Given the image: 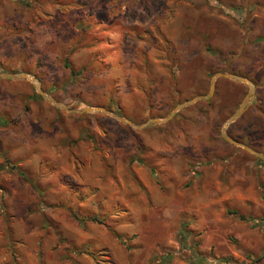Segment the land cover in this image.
Wrapping results in <instances>:
<instances>
[{"label":"rangeland","instance_id":"rangeland-1","mask_svg":"<svg viewBox=\"0 0 264 264\" xmlns=\"http://www.w3.org/2000/svg\"><path fill=\"white\" fill-rule=\"evenodd\" d=\"M0 72L137 125L235 73L227 134L264 153V0H0ZM247 92L138 129L0 78V264H264V159L221 133Z\"/></svg>","mask_w":264,"mask_h":264},{"label":"water","instance_id":"water-1","mask_svg":"<svg viewBox=\"0 0 264 264\" xmlns=\"http://www.w3.org/2000/svg\"><path fill=\"white\" fill-rule=\"evenodd\" d=\"M220 77L228 78V79L233 80L235 82L245 83L248 87V92L245 95L244 99L241 101L238 108L228 117V119L224 122V124L222 126L221 133H222L223 138H225L227 141H229L235 145H238V146L245 148L246 150L250 151L254 155L264 159V153L256 151V150L252 149L251 147H249L248 145H245V144H243V143H241L235 139H232L227 134V127L232 122H234L244 112V110L251 103V100H252L254 93H255V84L253 83V81H251L247 77H244V76H241V75H238L235 73H230V72H216V73H214L211 76L209 88H208L206 93L196 95L190 99H186L182 102L177 103L172 108V110L167 114V116L164 118H150V119L146 120L144 123L137 125V124H134L133 122H131L128 118L122 117V116L118 115L117 113H115L114 111L109 110L103 106H93V107L82 106L80 108H71L70 106L63 104V103L57 101L56 99H54L53 97H51L46 91H44L42 89L39 79H37L36 77H34L32 75H28V74L21 73V72H0V78H3V79L30 80L31 82H33V85H34L37 93L39 95H41L49 103H51L53 106H55L59 109H63L65 111H67L69 113H73V114L101 112V113L110 115L111 117L115 118L116 120H118L120 122L127 123L133 127L138 128V129H142V128H145L147 126L158 124V123H165L168 120H170L178 111H180L184 107L191 105V104H193L197 101H200V100L209 99L214 94L215 88H216V81Z\"/></svg>","mask_w":264,"mask_h":264},{"label":"trees","instance_id":"trees-1","mask_svg":"<svg viewBox=\"0 0 264 264\" xmlns=\"http://www.w3.org/2000/svg\"><path fill=\"white\" fill-rule=\"evenodd\" d=\"M206 50L212 52L209 47H207ZM64 65H65V67L69 68L71 74H74L75 71H74L73 67L71 66V64L69 62H64ZM103 107H105V108H107L109 110L111 109L109 106H106V105L105 106L103 105ZM113 111L115 113H117L118 115L123 116V114L120 112V109H118V107L113 109ZM129 119H131V118L129 117ZM231 212L234 213V214H238L237 211H231ZM239 217H240L241 220H248L243 215H239ZM261 220H264V219H261Z\"/></svg>","mask_w":264,"mask_h":264}]
</instances>
